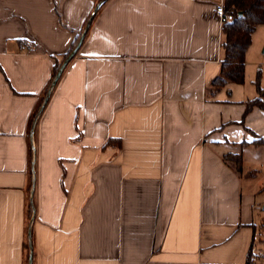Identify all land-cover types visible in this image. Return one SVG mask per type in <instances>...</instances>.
Listing matches in <instances>:
<instances>
[{
  "label": "crops",
  "instance_id": "1",
  "mask_svg": "<svg viewBox=\"0 0 264 264\" xmlns=\"http://www.w3.org/2000/svg\"><path fill=\"white\" fill-rule=\"evenodd\" d=\"M99 2L0 0V264H26L33 149L32 264H264V110L210 92L222 0L102 3L31 136Z\"/></svg>",
  "mask_w": 264,
  "mask_h": 264
},
{
  "label": "trees",
  "instance_id": "2",
  "mask_svg": "<svg viewBox=\"0 0 264 264\" xmlns=\"http://www.w3.org/2000/svg\"><path fill=\"white\" fill-rule=\"evenodd\" d=\"M222 10L225 15L231 16V21L224 22L221 26V33L223 35L221 44L223 59L219 66L218 75L210 84L211 93L222 88L225 84H241L243 82L244 55L250 44V37L257 26L264 25V0H222ZM79 38L80 35L71 51L63 57V60L74 50ZM63 60L54 65L52 80L57 74ZM254 85L258 98L246 101L245 113L253 107L264 110V90L258 86V78H256ZM254 144L260 145L264 144V142L256 141ZM229 159L236 165L239 162L235 157H229ZM31 215L32 208L28 204L27 223H29ZM28 260L29 247L27 234L26 264H28Z\"/></svg>",
  "mask_w": 264,
  "mask_h": 264
},
{
  "label": "rangeland",
  "instance_id": "3",
  "mask_svg": "<svg viewBox=\"0 0 264 264\" xmlns=\"http://www.w3.org/2000/svg\"><path fill=\"white\" fill-rule=\"evenodd\" d=\"M264 25L257 26L250 37V44L244 55L243 79L245 89L255 87L254 82L258 78V86L264 85Z\"/></svg>",
  "mask_w": 264,
  "mask_h": 264
},
{
  "label": "water",
  "instance_id": "4",
  "mask_svg": "<svg viewBox=\"0 0 264 264\" xmlns=\"http://www.w3.org/2000/svg\"><path fill=\"white\" fill-rule=\"evenodd\" d=\"M105 1L107 0H101L97 6L95 7V9L93 10L91 16L89 17L88 19V22L87 24L85 25V28L84 30L82 31L81 35H80V38L76 44V47L74 48V50L63 60L57 74L55 75L54 79L52 80L48 90H47V93H46V96L35 116V119L33 121V126H32V131H31V136L33 135V128L36 124V121L40 115V113L42 112L44 106L46 105L48 99H49V96L51 94V92L53 91L57 81L59 80L64 68L66 67V65L69 63V61L75 56L77 50L79 49V47L81 46L82 42H83V39L86 35V32L90 26V23L95 15V13L97 12L98 8L100 7V5L102 3H104ZM240 15V14H239ZM262 53L264 54V49L262 51ZM34 161H35V150L33 149V154H32V185H31V190H30V196H29V203L31 205V208H32V215H31V218H30V221H29V224H28V247H29V260H28V264H32V257H33V252H32V240H31V232H32V226H33V222H34V218H35V207H34V204H33V190H34V168H33V165H34Z\"/></svg>",
  "mask_w": 264,
  "mask_h": 264
},
{
  "label": "built area",
  "instance_id": "5",
  "mask_svg": "<svg viewBox=\"0 0 264 264\" xmlns=\"http://www.w3.org/2000/svg\"><path fill=\"white\" fill-rule=\"evenodd\" d=\"M215 15L221 23L231 21V16L225 15L222 10V4L215 8Z\"/></svg>",
  "mask_w": 264,
  "mask_h": 264
}]
</instances>
